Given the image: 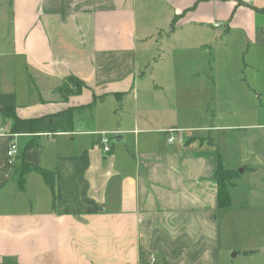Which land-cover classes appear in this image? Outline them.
Returning a JSON list of instances; mask_svg holds the SVG:
<instances>
[{
  "label": "crops",
  "instance_id": "1",
  "mask_svg": "<svg viewBox=\"0 0 264 264\" xmlns=\"http://www.w3.org/2000/svg\"><path fill=\"white\" fill-rule=\"evenodd\" d=\"M180 52L190 55L182 73L171 56ZM229 52L240 67L221 73L218 56ZM68 76L78 92L58 90ZM231 77L251 109L240 114L251 120L239 125L234 167L206 135L167 141L183 129L237 128L158 122L168 94L172 112H207ZM262 91L264 0H0V93L14 95L19 118L72 109L73 121L15 133L0 110V264H219L213 174L219 159L234 178L238 167L249 175L244 191L229 186V206L264 196ZM110 132L120 137L106 154L99 139ZM24 163L54 172L53 206L43 176Z\"/></svg>",
  "mask_w": 264,
  "mask_h": 264
},
{
  "label": "rangeland",
  "instance_id": "2",
  "mask_svg": "<svg viewBox=\"0 0 264 264\" xmlns=\"http://www.w3.org/2000/svg\"><path fill=\"white\" fill-rule=\"evenodd\" d=\"M225 53L219 55L220 58L218 62L219 71L231 72L232 70L240 67L241 61L237 62V57L235 53ZM189 54V53H188ZM187 53L175 54L172 53L177 59V69L179 73L185 72L186 67L188 66V61L186 58H190V55ZM178 55V56H177ZM233 57L228 58V56ZM234 79V80H233ZM230 88L229 91H225L223 88L216 89L211 95L215 101V107H211L207 112L204 110V107L198 110H185L181 112H172L169 108L174 110L176 108L173 103V100L176 97H172L169 94L165 101L168 105L167 113H163L158 122L161 125H166L170 127H182V126H193V125H206V126H227V124L237 125V128L219 130L216 127L212 131H189L183 129L181 132H171L174 136V141L182 136L188 135H206V139H211L214 141L215 147H218V151L222 156L223 164L228 167H234V162L237 160V154L242 150L240 146L239 136L246 131L243 127H239L241 122L249 121L251 119H241V112L251 111L250 107H246V99L244 97V90L237 83L236 77L229 78ZM261 98L259 99L257 108L260 107L262 118L260 121H264V91L260 92ZM210 95L205 96L207 98L211 97ZM197 97V96H196ZM196 97L193 95H186L182 97L183 101L190 102L195 101ZM171 102V103H170ZM213 108V109H212ZM165 112V111H164ZM213 116L214 119L211 120L208 116ZM175 125V126H173ZM182 129V128H181ZM243 141H241L242 144ZM111 143L115 147L118 144L114 136L111 139ZM256 145L262 147L264 146V141L257 138ZM240 169L242 167L236 168L238 171V176L234 178L233 175H228L227 177V186L231 185L233 181L237 182V186H233L234 190H243L246 180L249 178L247 173L241 174ZM248 201V202H247ZM247 202V203H244ZM242 203H234L229 206V208L219 210L218 213V235H219V264H263L264 263V251L261 253L255 260L249 258H244L242 253L239 255H233L237 251H242L243 249L249 247L256 249L264 250V196L253 197L250 200H244ZM244 203V204H243ZM199 228L198 224L196 225ZM158 264V261L157 263Z\"/></svg>",
  "mask_w": 264,
  "mask_h": 264
},
{
  "label": "trees",
  "instance_id": "3",
  "mask_svg": "<svg viewBox=\"0 0 264 264\" xmlns=\"http://www.w3.org/2000/svg\"><path fill=\"white\" fill-rule=\"evenodd\" d=\"M70 84V85H69ZM81 89V82L75 77L68 76L63 84L58 87L62 92H78ZM0 109L4 118H7L11 123V131L15 133H35L38 131H50L56 129L72 128V109H64L57 113L49 115H41L34 118H19L15 113L14 108V95L12 93H0ZM37 170L43 176L47 183L50 194L52 196V203L55 201V181L54 172L45 170L41 167L33 166L28 163H24L22 171ZM236 171L226 170L221 161L218 159V165L214 171V179L216 182L217 191V205L219 208L224 209L229 206L230 203V190L227 186L228 175L235 176ZM232 185V184H231Z\"/></svg>",
  "mask_w": 264,
  "mask_h": 264
},
{
  "label": "built area",
  "instance_id": "4",
  "mask_svg": "<svg viewBox=\"0 0 264 264\" xmlns=\"http://www.w3.org/2000/svg\"><path fill=\"white\" fill-rule=\"evenodd\" d=\"M214 25L219 27V26H222V23L218 21V22H215ZM168 131H171V130H168ZM112 134H113L112 132H110L109 134L101 133L102 136L99 139V144L101 146V149L106 154L109 153L110 148H111V139L113 136ZM173 139H174V136H172V134H169L167 141L171 142ZM16 154H17L16 146L14 143H11L6 149L7 162L12 163V157L15 156Z\"/></svg>",
  "mask_w": 264,
  "mask_h": 264
},
{
  "label": "water",
  "instance_id": "5",
  "mask_svg": "<svg viewBox=\"0 0 264 264\" xmlns=\"http://www.w3.org/2000/svg\"><path fill=\"white\" fill-rule=\"evenodd\" d=\"M0 110H1V109H0ZM113 135L115 136V141L120 137V135H119L118 132H115ZM241 171H242V170L240 169V172H241Z\"/></svg>",
  "mask_w": 264,
  "mask_h": 264
}]
</instances>
